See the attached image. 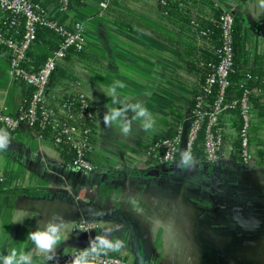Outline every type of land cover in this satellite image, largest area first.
Segmentation results:
<instances>
[{"label":"crops","instance_id":"0c3cea01","mask_svg":"<svg viewBox=\"0 0 264 264\" xmlns=\"http://www.w3.org/2000/svg\"><path fill=\"white\" fill-rule=\"evenodd\" d=\"M36 1L57 23L81 25L85 46L81 54L63 61L72 76H59L51 95L88 96L94 114V170L73 166L26 125L14 131L0 129V141L7 144L0 150V171L6 176L0 184V254L12 247L33 250L28 233L59 218L64 228L55 253L90 244L99 248V240L108 239L119 240L121 246L100 251L130 264H264V89L252 102L255 144L248 163L234 157L228 163L214 162L209 171L213 179L201 188L184 180L172 189L168 177L134 175V169H148H142L147 167L148 147L186 124L199 77L185 60L197 59L190 50L208 43L197 40V26L180 20L185 16L168 19L161 0H114L104 13L99 0H68L66 9L54 0ZM207 1L239 18L248 32L247 52L237 56L241 74L264 70V0ZM194 2L186 9V19L212 21L210 6ZM7 68L0 51V105L15 113L23 92ZM117 81L124 87L117 88L119 103H114L110 89ZM135 103L149 109L154 120L150 129L142 127L143 120L133 119L130 109L121 121L130 123L129 134L120 131V123L105 124L111 109ZM235 121L240 125L237 113L228 119L230 138L237 132ZM204 188L208 194L200 196ZM20 209L30 218L13 222ZM85 219L96 227L73 231ZM33 264L52 262L34 252Z\"/></svg>","mask_w":264,"mask_h":264},{"label":"built area","instance_id":"2783aa9c","mask_svg":"<svg viewBox=\"0 0 264 264\" xmlns=\"http://www.w3.org/2000/svg\"><path fill=\"white\" fill-rule=\"evenodd\" d=\"M54 1L62 9L68 6V0ZM113 3L114 0H99L100 13L106 12ZM7 13L11 14L5 23L8 31L12 29L19 35L6 37L4 32L0 31V45L7 47L11 54L8 75L12 80H21L32 86L34 91L27 106H19L15 113H10L6 106L0 105V126L11 131L20 125H26L31 130L36 126L39 131L52 130L54 135L51 144L55 148L70 146L75 152L72 165L83 171H93L94 165L90 158L92 129L86 123L93 117L88 96L84 92L77 93L76 104L55 103L53 108L46 98L47 85L56 64L65 57L68 49L82 50L85 46L81 25L75 23L66 27L57 23L36 0H0V15L4 17ZM40 26L53 30L62 38V42L57 50L47 53L46 60L39 69L31 71L24 68L22 63L27 59V52L36 39L37 28ZM232 27L233 18L231 13L227 12L220 19L221 45L216 52L218 62L214 66L211 65L212 72L205 78L200 93L194 98V104L185 119L186 124L179 125L171 137H165L148 147L144 162H148L154 154L158 165H170L181 160L182 152L190 153L189 162L229 161L235 153L232 139L236 135L240 143L238 161L246 164L254 155L255 141L251 131L255 108L250 99L253 88L246 85V82L251 80L249 74H244L239 81L242 91L236 97L228 95V89L232 85L231 76L234 73ZM233 113L239 116L240 129L230 138L227 127L228 119L233 117ZM32 133L38 140L43 141L40 132ZM146 166L149 168L151 164ZM5 179L6 176L0 171V184ZM90 188L92 187H88ZM95 227L96 224L92 220L85 219L76 223L73 231L89 232ZM93 247L97 246L90 244L73 252L55 253L50 262L75 264V261L80 259L82 264L85 261L86 264H130L118 255L101 251L93 253ZM84 253H87L86 257Z\"/></svg>","mask_w":264,"mask_h":264},{"label":"trees","instance_id":"16d2710c","mask_svg":"<svg viewBox=\"0 0 264 264\" xmlns=\"http://www.w3.org/2000/svg\"><path fill=\"white\" fill-rule=\"evenodd\" d=\"M193 2L194 0H161L160 3L162 7V12L167 16L168 19L174 20V19H179V15L181 17L185 16L184 19H180V20H185L187 22L189 21L188 25H190V23L196 24L197 27H195L194 29L195 32L193 31V33L196 34L197 32L198 34V37L196 36L197 40L198 41L203 40L204 42L208 43L204 47H200L198 49L192 48V51L190 50L189 55L192 58L196 56L197 59L193 60L192 62L187 59L185 60L187 67L188 68L190 67L192 71H195V74L199 77V82H198L199 85H198V88L195 94V97H196L200 93L201 85L204 83L205 78L212 72V66L216 65L218 62V55L216 52H217V49L221 45L220 19H221V16L227 12L223 8L219 7L218 5H215L214 2H210L207 0H200V2H204L210 6L209 13L211 12L212 21L209 20V23L206 24L207 19H200L196 21L192 19L191 20L186 19V18H189L187 17L186 9L189 6V4ZM197 2L198 0H195L194 3H197ZM231 16L233 18L232 28H233L234 73L231 76L232 85L228 89V95L230 97H236L242 91V88H240L239 86V81L244 77V75L241 74V71L238 70L237 56L240 53L245 54L247 52L245 43L247 42L248 32L244 28L239 18H237L236 16L232 14ZM9 17H11L10 13H7V15H5L4 17L0 15V31L4 32L6 37H18L19 36L18 34H15L12 29H9L8 31L6 27L5 23L8 22L7 20L9 19ZM18 28L21 30V26H19ZM61 42H62V38L57 33H55L53 30L47 27H43V26L38 27L37 32H36V39L34 40L33 44L28 50L27 59L26 61L22 63V66L26 68L27 70L36 71L44 64L46 57H47V53L49 51L57 50L60 47ZM0 51L4 53L5 58L7 62L9 63L11 59V54H10L9 49L3 45H0ZM79 51L81 50H77L75 48L68 49L65 57L56 64V67L47 85L46 98H47V101L51 103V105L48 103V106L50 105L53 108L55 107V103L62 104L65 102L66 103L76 102L75 99L77 97L76 96L77 94L65 95L58 99V97L51 95L52 94L51 89H54L59 76H62V77L72 76L71 75L72 72L65 69L62 63L64 60L71 59L72 55L81 54ZM254 73L255 72L247 73L251 77V80H248V82H246V85L248 87L253 88V92L250 96V99L252 102H254L253 101L254 96L258 94L261 89L262 90L264 89V70H261L258 74H254ZM256 75H259V76H256ZM254 78L256 79L255 81H253ZM14 81H17L19 83V85L22 88V92H23V100L19 106L25 107L27 106L28 102L31 99L34 88L21 80H14ZM193 104H194V101H193ZM90 110L92 111V114H93L92 107L90 108ZM93 120H94V114H93L92 119L86 121L87 126L91 127V129L93 127ZM233 127H235V130L237 132L240 129V125L238 124L237 121L233 123ZM0 129H6V128H4L3 126H0ZM31 131L40 132V134H42L43 136V141L48 140L51 143V141L53 140L54 132H52V130L48 129L46 131H39V128L36 126ZM171 136H167V137H171ZM232 143L235 146V153L233 157L234 159L238 160V155L240 151V143H239L238 135H236L232 139ZM57 149L60 151L62 158L70 161L71 163L73 162L75 152L70 146L65 145V146L57 147ZM155 159L156 158L153 154V157H150V160L148 162L147 161L144 162L145 163L144 166L150 165V164H151V167L149 166L150 168L160 166L155 161ZM143 168H146V167H142V169ZM142 171L144 170L134 169L133 174L142 176L141 174Z\"/></svg>","mask_w":264,"mask_h":264},{"label":"clouds","instance_id":"9594fccd","mask_svg":"<svg viewBox=\"0 0 264 264\" xmlns=\"http://www.w3.org/2000/svg\"><path fill=\"white\" fill-rule=\"evenodd\" d=\"M124 85L117 81L114 83L110 89V93L113 96V102L119 103L117 99V88H123ZM134 112L133 119L143 120L142 127L145 130L150 129L153 126L154 120L151 118V113L149 109L143 106L141 103L135 104H124L122 108H113L110 110L108 115H105L104 122L106 125H110L113 122L120 123V131L127 135L130 132V123L124 121L121 123L122 118L125 116L128 110ZM7 144L4 141H0V150H4ZM190 153H181V165H189ZM19 215L13 222L23 223L25 218H30L27 215L26 210H18ZM64 228V222L59 218H54L45 222L43 227H37L28 233L27 239L33 245V250L24 251L12 247L6 254H0V264H33V253H37L39 256L44 257L47 261H51L55 254V248L58 242L62 238V231ZM99 248L93 247L91 251L93 253H98L101 249L115 251L121 246L119 240L113 242L108 239L99 240ZM85 257L87 253L83 254ZM75 264H82L80 259L75 261ZM86 264V261L84 262Z\"/></svg>","mask_w":264,"mask_h":264},{"label":"water","instance_id":"95a60500","mask_svg":"<svg viewBox=\"0 0 264 264\" xmlns=\"http://www.w3.org/2000/svg\"><path fill=\"white\" fill-rule=\"evenodd\" d=\"M184 135H185V131L183 132V136ZM183 146H184V137L181 143L182 149ZM229 161H223V162L228 163ZM210 170H214V163L192 161L189 162L188 166H182L180 160L170 165H160L146 169L142 171L141 174L144 177L160 178L164 176L166 177L168 174L170 173L172 174L173 172H184L185 175H188L189 173H197V172L206 174L209 173Z\"/></svg>","mask_w":264,"mask_h":264},{"label":"flooded vegetation","instance_id":"af4514ba","mask_svg":"<svg viewBox=\"0 0 264 264\" xmlns=\"http://www.w3.org/2000/svg\"><path fill=\"white\" fill-rule=\"evenodd\" d=\"M169 175L170 174H168L166 176V178L168 177V179H170L172 185L170 184V182H169V184L171 186L170 188H172V189H173L175 183H178L177 185H180V183L182 181H184V180H186L188 183L194 184L196 186H199V188H201V185H203V186L206 185L207 186V185L210 184V182L213 179L212 178L213 177V172L206 173V174L199 173V172H197V173H189L187 176L184 175V172H173L172 175H171L172 177H170ZM160 178H163V177H160ZM175 180H176V182H175ZM187 191L189 192L190 188H187ZM193 191H194V188H193ZM206 194H208L207 188H204V189L200 190V196H202V195L204 196Z\"/></svg>","mask_w":264,"mask_h":264},{"label":"rangeland","instance_id":"374dc122","mask_svg":"<svg viewBox=\"0 0 264 264\" xmlns=\"http://www.w3.org/2000/svg\"><path fill=\"white\" fill-rule=\"evenodd\" d=\"M170 184H171V181H170Z\"/></svg>","mask_w":264,"mask_h":264}]
</instances>
